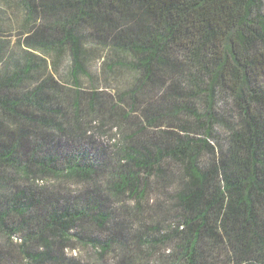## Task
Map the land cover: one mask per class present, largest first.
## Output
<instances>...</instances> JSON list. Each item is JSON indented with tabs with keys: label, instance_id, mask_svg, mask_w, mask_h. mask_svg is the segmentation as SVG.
I'll list each match as a JSON object with an SVG mask.
<instances>
[{
	"label": "trees",
	"instance_id": "obj_1",
	"mask_svg": "<svg viewBox=\"0 0 264 264\" xmlns=\"http://www.w3.org/2000/svg\"><path fill=\"white\" fill-rule=\"evenodd\" d=\"M7 26L0 264H264V0H0Z\"/></svg>",
	"mask_w": 264,
	"mask_h": 264
},
{
	"label": "rangeland",
	"instance_id": "obj_2",
	"mask_svg": "<svg viewBox=\"0 0 264 264\" xmlns=\"http://www.w3.org/2000/svg\"><path fill=\"white\" fill-rule=\"evenodd\" d=\"M18 20H21V17H18ZM5 23H7V25L12 24V22H9V20H5ZM18 29L15 28H10V26H7L4 30L1 31L0 33V40L1 41H6L8 48L6 49V54L4 56V60L7 59L10 55V53H12L13 51H20L23 52V48L19 47L18 41H19V34H18ZM89 83V81L86 79V77L84 79H82V86L84 89H86V85ZM83 253V252H82ZM73 255H80V251L76 250L75 252L73 251Z\"/></svg>",
	"mask_w": 264,
	"mask_h": 264
}]
</instances>
